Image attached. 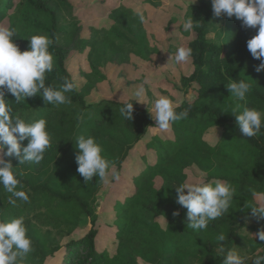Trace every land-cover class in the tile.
<instances>
[{"label":"trees","instance_id":"16d2710c","mask_svg":"<svg viewBox=\"0 0 264 264\" xmlns=\"http://www.w3.org/2000/svg\"><path fill=\"white\" fill-rule=\"evenodd\" d=\"M66 6L67 0H0V26L15 29L14 42L22 51L28 49L32 35L46 34L53 40L50 51L55 66L47 74L46 86L58 87L65 77L77 84L67 47L60 42L69 35V30H62L67 22L61 11ZM191 14L201 27L186 45L193 50L195 69L183 77L182 84L194 90L195 99L177 106L178 112L189 109L188 118L167 130L155 127L152 113L135 100L90 102L91 86L77 84L67 94L71 104L59 106L46 105L39 96L20 103L11 94L6 96L13 115L46 119L52 136L39 164L19 165L14 157L8 158L16 167L22 185L18 190L26 192L27 202L12 197L0 185V220L23 216L33 242L34 250L22 264H47L57 254L62 255L60 264H223L215 239L221 232L227 237L225 247L248 257L247 264L264 255V241L256 238L264 220L258 222L248 208L258 203L257 197L264 198V128L256 137L240 135L231 113L234 102L225 87L230 79L250 78L252 90L247 102L240 103L264 109V71L255 70L260 61L247 49L257 29L242 27L235 18H216L208 1L193 6ZM219 21L224 24L219 30L224 45L208 39ZM142 32L138 29L134 36ZM127 34L132 37V31ZM91 64V75L100 77L99 68ZM129 101L134 103L133 119L126 121L119 109ZM78 115H83V121ZM80 135L94 136L103 155L114 162L115 175L126 176L122 190L115 199H105L100 214L97 203L106 183L94 177L86 184L77 172L75 143ZM134 151L137 156L132 157ZM213 179L228 180L236 187L233 206L206 230H192L187 227V210L176 203L175 187ZM177 210L180 215L173 216ZM100 215L110 229L106 245L99 243ZM83 216L90 219L91 230L61 243L72 236Z\"/></svg>","mask_w":264,"mask_h":264},{"label":"clouds","instance_id":"9594fccd","mask_svg":"<svg viewBox=\"0 0 264 264\" xmlns=\"http://www.w3.org/2000/svg\"><path fill=\"white\" fill-rule=\"evenodd\" d=\"M213 15L216 18H235L242 22V27L257 29V34L247 41V49L260 64L256 71H264V0H211ZM143 22L145 17L138 14ZM201 27V22L194 21L192 14L186 17L181 25L183 32L192 33ZM15 29L0 26V185L16 199L28 201V195L23 190L11 160L14 157L19 165L26 163L39 164L46 150L51 146L52 136L48 131L46 119L27 120L20 114L13 115L8 94L20 103L30 97H41L46 105L59 106L71 104L72 93L77 84L67 77L58 87L48 84L47 74L55 66V57L50 46L53 40L46 34L32 35L27 50H21L14 42ZM191 47L181 46L176 49L174 59L177 64L187 62L192 58ZM249 79H230L225 85L233 100L231 113L235 116L240 135L246 138L256 137L264 128V109L243 107L241 101L247 102V96L252 90ZM146 83V82H145ZM137 102L146 95V88L140 85L133 93ZM176 103L168 96L160 95L153 101L152 119L155 127L169 129L177 121L187 119L189 109L176 110ZM134 103L129 101L120 107L121 117L126 121L133 119ZM77 119L83 121V115ZM27 141L26 146L23 144ZM78 150L75 157L77 172L87 184L93 178L108 183L110 170L114 162L103 155L104 149L94 136L80 135L76 139ZM113 181H119L116 174ZM176 203L187 210V227L192 230H206L211 221L217 220L229 213L233 206L237 189L228 180L213 179L196 183H181L175 187ZM15 204L16 200H10ZM248 208L257 221L264 220V202H258ZM180 212L174 211L173 216ZM259 241H264V229L256 233ZM217 252L221 254L223 264H247L248 257L241 255L236 248H226V235L221 232L216 235ZM33 242L28 235L25 218L19 216L10 220H0V264H22V261L33 251ZM252 264H264V255H257Z\"/></svg>","mask_w":264,"mask_h":264},{"label":"rangeland","instance_id":"374dc122","mask_svg":"<svg viewBox=\"0 0 264 264\" xmlns=\"http://www.w3.org/2000/svg\"><path fill=\"white\" fill-rule=\"evenodd\" d=\"M202 1L211 3V0H67V8L62 9L61 15L67 22L62 24V30H69V35L60 42L67 47L70 69L78 86H91L89 101H137L133 93L142 84L146 95L138 103L153 116V101L160 95L170 97L177 106L187 99L194 100V90L182 84L183 77H189L195 69L192 59L177 64L174 59L170 60V56H174L178 47H186L194 40V32L188 36L181 30V25L192 7ZM140 13L145 17L143 22L138 19ZM223 25L219 21L208 39L224 45L219 31L222 32ZM138 29L143 32L136 37ZM127 30L132 31L134 39ZM92 51L94 55L90 57ZM91 63L99 68L100 77L91 75ZM134 156H137L136 151L132 153ZM138 161L136 163L140 167L141 162ZM129 171L130 168L127 173ZM114 175L115 168H112L104 195L97 203V214H100L105 199H115L127 182L126 176L113 181ZM257 200L264 202L263 197H257ZM100 216L99 243L106 245L110 229L105 224V217ZM90 230L91 221L83 216L72 236L61 243L78 239ZM61 260L62 255L57 254L50 257L47 264H60Z\"/></svg>","mask_w":264,"mask_h":264}]
</instances>
